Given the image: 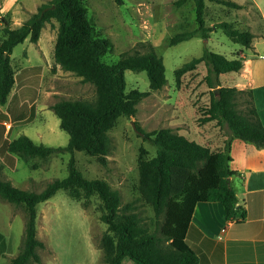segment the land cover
Returning <instances> with one entry per match:
<instances>
[{"label":"trees","instance_id":"1","mask_svg":"<svg viewBox=\"0 0 264 264\" xmlns=\"http://www.w3.org/2000/svg\"><path fill=\"white\" fill-rule=\"evenodd\" d=\"M183 1L177 0V3ZM192 1L197 27L174 33L168 39L169 45L194 36L206 39L208 32L213 30L212 26L205 24L206 0ZM209 1L234 9L242 7L235 0ZM52 19L57 22L54 62L61 69L80 76L82 81L92 83L96 98L94 101L59 99L50 105L59 119L60 128L68 134L64 146L36 143L23 134L7 141L6 150L25 162L35 157L46 158L56 151L70 153L67 175L53 179L40 191L16 187L0 175V197L22 205L26 214L22 245L7 264L41 262L38 249L43 247V242L36 237V206L60 189L74 199L86 200L92 195L99 198V218L106 224L99 245L107 264H122L124 257L136 264H200L202 253L191 244V239L207 238L191 221L195 204L218 201L223 206L225 219H235L239 205L228 180L235 173L229 167L230 142L237 137L256 147L264 146V125L254 106L251 89L220 82L221 74L241 69L243 57L235 53L234 57H227L204 46L199 56L183 62L174 70L178 85L184 73L194 70L199 63L205 65L203 81L210 89V99L209 104L200 109L197 120L198 123L215 121L226 136L221 146L213 149L197 143L170 126L149 132L137 126L142 136L156 147L150 158L143 156L142 148L138 157V191L154 213V227L150 229L131 203H122L118 189L103 179L85 177L72 154L83 151L96 156L101 163L106 162L112 148L109 129L120 116L134 115L137 103L149 93L138 89L126 91L125 70L145 71L149 89H160L166 84L162 56L150 42H141V45H147L145 51L124 52L116 61L105 62L102 58L112 42L95 35L83 0H48L19 26L11 27L8 21H4V37L0 40V106L6 104L14 84L10 62L13 47L27 37L36 42L45 23ZM214 26L232 41L251 47L254 34L250 30L224 20ZM240 94L246 96L247 102L242 109H238ZM7 119L8 115L0 109V121ZM0 128L3 131L4 125L0 124ZM244 213L241 209V217Z\"/></svg>","mask_w":264,"mask_h":264},{"label":"rangeland","instance_id":"2","mask_svg":"<svg viewBox=\"0 0 264 264\" xmlns=\"http://www.w3.org/2000/svg\"><path fill=\"white\" fill-rule=\"evenodd\" d=\"M46 1L0 0V40L4 37L5 20L11 27L19 26ZM239 1L241 8L254 16L253 8L256 7L250 0ZM83 4L95 35L112 42L110 50L102 58L105 62L116 61L124 52L145 51L147 45H141V42H150L163 59L166 84L157 90L149 89L145 71L125 70L126 91L138 89L149 93L137 103L134 115L120 116L109 129L112 148L106 162L101 163L96 156L83 151L72 154L77 168L85 177L103 179L112 188L118 189L122 203H131L142 222L152 229V207L138 191V157L142 148L143 156L150 158L155 154L156 147L142 136L137 126L144 132L164 126L177 131L182 128L184 130L179 132L197 143L205 144L208 140L209 147L213 149L223 144L226 136L215 121L198 123L197 120L201 115L200 109L205 108L210 99V89L203 81L205 65L199 63L194 70L184 73L178 85L174 70L183 62L199 56L204 46L227 57L234 56L241 45L214 24L224 20L236 25L235 19L239 22L243 19L238 9L206 0L205 24L213 27L208 32V38L194 36L169 45L168 39L174 33L197 27L192 0L182 3H177V0H83ZM56 30L57 22L52 19L45 23L36 42L27 37L13 47L10 62L16 81L24 78L30 86L36 85L40 97L37 106L31 108H19L15 97L9 98L2 106L11 114L9 138L23 134L36 143L64 146L68 142V134L60 128L59 119L50 105L59 99L94 101L96 98L92 83L82 81L80 76L61 69L54 62ZM23 66L25 71L19 73ZM231 74L225 73L222 81L229 80ZM224 85L230 86L228 83ZM246 105V96L240 94L238 109ZM21 117L25 118L22 125L19 121ZM5 149L6 144L0 134V156L4 159H0V175L16 187L40 191L53 179L63 178L68 173L70 153L67 151H56L46 158L35 157L25 162L16 154L8 152L10 155H6ZM99 202L96 195L86 200L74 199L60 189L52 197L38 203L36 237L43 242V247L38 249L41 262L34 264H107L99 245V239L106 231V224L99 218ZM25 221L22 205L0 197V264H7L19 251ZM125 259V264H136L128 257Z\"/></svg>","mask_w":264,"mask_h":264},{"label":"crops","instance_id":"3","mask_svg":"<svg viewBox=\"0 0 264 264\" xmlns=\"http://www.w3.org/2000/svg\"><path fill=\"white\" fill-rule=\"evenodd\" d=\"M235 1L240 3L239 0ZM250 2L256 7L253 8L254 16L248 14L244 8H239V16L243 21L235 19V23L254 34L251 47L241 45L235 51V54L243 57V66L239 71L231 72L229 80L222 81L225 73L220 75V80L223 85L228 83L240 89H251L254 106L264 125V6L262 0ZM25 68L23 66L19 69V73L24 72ZM11 97H15V104L19 108H31L33 105L37 106L40 93L36 85L30 86L24 78L17 82L14 76L7 102ZM3 112L8 115V119L0 121V124L5 125L3 131L0 128V134L6 144L12 139L9 138L12 119L11 114L5 110ZM19 119L20 124H24L25 118ZM182 130L184 129L179 128L178 132ZM204 143L203 145H210L208 140ZM5 153L10 155L6 149ZM229 154V167L235 170L229 180L235 191L239 210L235 219L227 220L220 202H197L191 221L208 240L191 239V244L202 253L200 264H264V146L259 148L235 137L230 142ZM0 159L4 160L2 156ZM241 209H244V217L240 215ZM202 243L206 244L203 246ZM125 258L127 257L122 259V264L126 263Z\"/></svg>","mask_w":264,"mask_h":264},{"label":"water","instance_id":"4","mask_svg":"<svg viewBox=\"0 0 264 264\" xmlns=\"http://www.w3.org/2000/svg\"><path fill=\"white\" fill-rule=\"evenodd\" d=\"M215 92L218 93V89H217V88L215 89ZM133 127H134V125H133ZM134 128H135V127H134ZM228 180H229V177H228Z\"/></svg>","mask_w":264,"mask_h":264}]
</instances>
